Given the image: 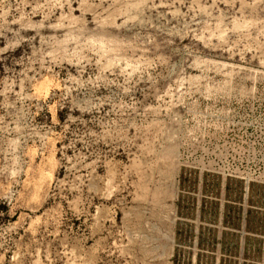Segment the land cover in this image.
I'll return each instance as SVG.
<instances>
[{"label": "rangeland", "instance_id": "obj_1", "mask_svg": "<svg viewBox=\"0 0 264 264\" xmlns=\"http://www.w3.org/2000/svg\"><path fill=\"white\" fill-rule=\"evenodd\" d=\"M0 264H264V0H0Z\"/></svg>", "mask_w": 264, "mask_h": 264}]
</instances>
